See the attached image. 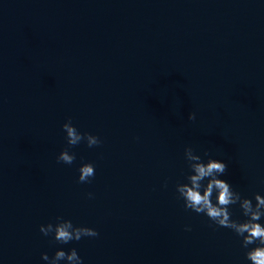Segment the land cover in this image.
<instances>
[{"label":"water","instance_id":"water-1","mask_svg":"<svg viewBox=\"0 0 264 264\" xmlns=\"http://www.w3.org/2000/svg\"><path fill=\"white\" fill-rule=\"evenodd\" d=\"M69 119L101 140L71 165ZM186 147L264 196V0H0V264H249L177 199ZM57 217L99 235L58 244L39 230Z\"/></svg>","mask_w":264,"mask_h":264},{"label":"clouds","instance_id":"clouds-1","mask_svg":"<svg viewBox=\"0 0 264 264\" xmlns=\"http://www.w3.org/2000/svg\"><path fill=\"white\" fill-rule=\"evenodd\" d=\"M188 119L194 121L195 113H190ZM62 130L66 134L68 147L58 155V163L71 165L76 156L70 152V148L82 141H86L89 148L101 144L99 137L79 132L70 119L63 124ZM205 155L207 156L208 153ZM184 158L189 174L185 177L186 183L176 185L177 199L183 201L186 210L198 215L203 214L218 228L229 229L236 236L242 237L241 247L248 249L245 252V259L249 264H264V225L259 222L264 218V196L254 194L255 204H253V199L242 197L229 183L220 179L225 175L228 167L221 160L209 158L205 162L200 155L195 154L192 147L185 148ZM78 171L80 173L78 183H90L95 176V166L92 163L83 164ZM91 195L89 193V198ZM237 204L245 217L243 221L232 219V212L229 209ZM39 230L46 237L52 236L53 240L61 245L99 235L92 228L74 226L72 221L64 220L62 217H57L55 224L49 223L41 226ZM185 231H191V228H186ZM250 245L256 246L249 249ZM42 259L47 264H60L61 261H65L66 264H83L75 248L67 253L64 250H57L51 258L47 254H42Z\"/></svg>","mask_w":264,"mask_h":264}]
</instances>
